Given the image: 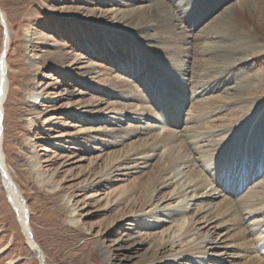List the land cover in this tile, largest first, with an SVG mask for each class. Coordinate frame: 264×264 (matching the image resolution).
I'll return each mask as SVG.
<instances>
[{
    "label": "rangeland",
    "instance_id": "obj_1",
    "mask_svg": "<svg viewBox=\"0 0 264 264\" xmlns=\"http://www.w3.org/2000/svg\"><path fill=\"white\" fill-rule=\"evenodd\" d=\"M125 1L130 6L120 7L121 10L137 7L140 2L0 0V12L4 15L10 38L6 58L8 93L2 126L3 153L8 173L28 207L33 239L46 264H147L152 258L160 259L165 252L159 238L150 240L146 230H136L134 223L127 224L124 220L137 213L144 202L145 188H149L154 178L152 169L156 158L151 161L152 167L144 170L142 175H133L124 183L105 185L96 198L78 208L74 217L70 218L62 201L65 193L74 203L82 200L84 192H73V189L90 184L97 174L132 150H138L147 140L142 135L132 136L136 124L130 119L105 123L110 116H101L107 103L117 109L133 103L129 101L134 94L130 93V85L140 86L139 89L147 95L144 98L148 99V86L156 80L154 90L167 84L171 91L168 96L174 97L171 100H180L182 93L186 101L183 110L195 102L200 110L204 108L201 111L205 113V121L189 126L194 125L200 130L203 123L209 122L219 128L217 133L195 143H200L198 149L201 153L196 162L201 171L215 172L226 163L237 166L240 158L250 165L264 159V80L261 81L262 87L253 91L252 100L240 102L237 106L225 102L235 93V87L243 77L264 71V0H198L195 4H192L193 0H164L170 9L176 8L173 13L181 16L182 26L190 27L188 32L193 37L184 92L178 84L179 78L174 82L175 74L169 76L167 59L174 48L171 41L159 37L163 42L158 47L164 45L165 49L152 52L130 37L129 20L109 11L116 9L111 2ZM230 6H235L237 11L231 15L233 25L229 22L223 26L228 27V36L223 42H254L262 47L257 52L244 53L243 58H249L245 64L206 78L197 63L201 60L197 53L209 40L200 33L208 30L214 20L222 19L224 10ZM3 29L1 24L0 51ZM162 32L158 31L159 36ZM165 32L168 34L169 30ZM203 40H207L206 43ZM78 55L85 58L79 64L75 61ZM103 58L108 61L103 62ZM86 61L98 67L95 70L104 65L107 74L95 79L92 75H80L77 68ZM190 65L194 67L190 68ZM120 67L126 72H120ZM116 76L122 82L114 85ZM81 92L85 94L82 96ZM194 92L197 97H192ZM34 93L44 96L45 102L34 104L30 99ZM161 93L155 100L170 106L169 101L164 100L166 94L163 90ZM96 98L103 102L94 107ZM206 104L209 107H205ZM160 120L167 122L165 118L160 117ZM80 130L84 133L80 134ZM223 137L226 140L219 141ZM258 178V182L264 181V170ZM3 187L0 176V264H40L29 250ZM88 194L92 195V192Z\"/></svg>",
    "mask_w": 264,
    "mask_h": 264
},
{
    "label": "bare ground",
    "instance_id": "obj_2",
    "mask_svg": "<svg viewBox=\"0 0 264 264\" xmlns=\"http://www.w3.org/2000/svg\"><path fill=\"white\" fill-rule=\"evenodd\" d=\"M138 1H140L139 6L127 10L120 9V7L126 8L130 6L127 1L124 3L111 2L115 4L111 6H115L116 9H110L109 11L114 12L113 15L115 16H124L125 19L129 20L131 23L128 26L130 37L137 41L140 46L148 48L152 52H160L165 49L164 45L160 46V48L158 47V44H162L163 42L160 41L159 37H161V40L171 41L174 48H172L173 53L168 54L169 59H167L169 65L168 71H171L169 76L175 74V81L172 80L174 82L179 78V82H177L180 84L181 91L184 92V87L186 88L184 78L187 76L188 68L187 60L192 56L190 51H192L193 37L188 32V28L190 27L186 25L182 26L183 21L179 18L181 16L173 13L176 8L173 6L175 9H170L169 3H166L164 0ZM196 1L198 0H193L192 4H195ZM235 6H230L224 10L223 17L221 16L222 19H219L218 22L214 20L203 34L199 32L201 36L205 35L204 37H208L205 39L209 40L205 46H202L203 50L197 53L200 56L198 58H201V60L199 59L200 61H198V58H195L198 61H195V63H200L203 68L202 74L206 78L226 73L236 65L245 64L249 58H243L244 53L247 54L248 51H251L250 53L257 52V49L262 47L261 44L254 42H250L249 44L239 41L235 44L223 42L228 36L226 34L228 27L223 26L229 22L233 25L231 15L237 11ZM182 8L184 9V7ZM1 15L4 20V15L2 13ZM4 27L7 36L3 35V45L0 51V176L3 171L5 174V177L1 176L3 189L7 192L9 201L17 215L18 223L21 226L22 234L29 246V250L33 253V258L39 261L40 264H46L43 253L33 239L29 225L28 207L25 203L22 204L20 202V198L22 199V197L8 173L3 153L2 126L4 106L8 93L6 58L10 41L5 20ZM167 29L170 36L165 32ZM158 31H163L162 36H159ZM206 41L203 40L204 43ZM230 42L232 41L230 40ZM75 59L79 64L85 58L78 55ZM102 61L106 62L108 60L103 58ZM84 63L85 65H80L77 68L80 71V75H92L95 76L92 79H95L99 77L103 78L107 74L108 69L104 65L100 67L101 69L95 70L98 67L87 61ZM192 67L194 66L190 65V68ZM160 69L162 68L160 67ZM193 69H190L192 73ZM119 71L122 73L126 72L123 67H120ZM176 71L180 72V74L174 73ZM262 80H264V71L254 73L253 76L243 77L237 83L235 93L232 94V97L226 96L225 102L237 106L240 102L243 104L248 100H252L254 98L252 93L262 87ZM113 82L114 85H117L122 80L119 76H116L113 78ZM156 82L155 80L148 86L150 88V94H148L150 98H144L146 93L144 94V90L139 89L140 86L130 85V89H132L130 93L134 94L130 96L129 101L132 100L133 103L124 105L121 109H117L113 104L107 103L106 108L102 110L101 113L103 115L101 116H110L109 119L104 120L105 123H109L110 121L121 123L125 118H128L136 124V130L132 136L142 135L147 140L141 144V147H138V150H132V152L127 153L125 156L123 155V158L113 162L104 172L97 174L94 181L90 184H85L80 189L78 187V189H73V192H84L85 197L82 200H77L74 203V200L68 197V193L63 194L62 201L69 210L70 218L75 216L80 206L85 207L88 201L96 198L105 185L119 182L124 183V181L133 175H142L144 170L152 167L151 161L156 158V165L152 169L154 171V178L149 183V188H145L144 202L139 206L140 208L137 213L131 214V216L129 215V217L124 219L127 224L129 222L134 223L136 230H146L149 233L148 238L150 240L160 239L161 248L165 252L160 259L156 260L152 258L153 260L147 264H156L160 261L163 264H185L186 262L195 264H206V262H209V264L210 262L211 264H237L239 260L242 262L241 264H264V181L258 182V177L254 180L252 179L254 175L259 174L263 169L264 159L256 160L250 165L244 161L245 159L240 158L237 166L226 163L222 164L223 166L221 167L219 166L215 172H206L207 170L204 172L205 169L201 171L197 164L198 161L196 162L197 155L201 153L198 149L200 143L196 145L195 143L201 142L208 136L217 133L219 127L215 125L214 127L209 122L203 123L204 126L200 124V126H203L200 130L199 127H195L194 125L189 126V124L199 123L206 119L205 113L201 111L204 108L200 110L195 102L187 110H183L182 106L185 105L186 101H184L182 93L180 94L182 97H180V100L173 101L171 99L174 97L171 98L172 95L168 96V93L171 91L166 86L167 84H162L160 88L154 90L157 88ZM162 90L166 94L164 100L166 101L167 99L171 104L170 106L168 105L169 107L155 100L159 96L158 93H161ZM84 94V92L80 93L82 96ZM196 94L194 92L192 97H195ZM30 99L34 104L44 103L46 100L44 96L38 93L32 94ZM94 102L95 106H93L96 107L102 104L103 101L96 98ZM200 103L202 104V101ZM214 103L210 104L216 106ZM172 105L174 109L171 108ZM208 105L206 104L205 107ZM117 106L119 107L118 104ZM167 107L171 111H168ZM160 117L165 118L167 122L163 123ZM79 133L82 134L84 131L80 130ZM225 140L226 137H223L219 141ZM98 158L97 156L96 160ZM236 174H242L246 177V185L241 187V192L238 191L234 194L236 189L239 188L237 187L239 182L235 178ZM91 192L92 195H86ZM77 197L80 196L78 195ZM165 226L167 228L161 231ZM34 248L38 249V256Z\"/></svg>",
    "mask_w": 264,
    "mask_h": 264
},
{
    "label": "water",
    "instance_id": "obj_3",
    "mask_svg": "<svg viewBox=\"0 0 264 264\" xmlns=\"http://www.w3.org/2000/svg\"><path fill=\"white\" fill-rule=\"evenodd\" d=\"M0 23L2 24V27H4V20H3V17H2V15H1V12H0ZM4 35L7 36V32H6L5 27H4ZM1 176H2V177H5V174H4L3 171L1 172ZM20 202H22V204H23V203H24V200H22V199L20 198ZM27 222H28V219L26 220V225H27ZM34 249H35L36 254H37V256H38V249H37V248H34Z\"/></svg>",
    "mask_w": 264,
    "mask_h": 264
}]
</instances>
